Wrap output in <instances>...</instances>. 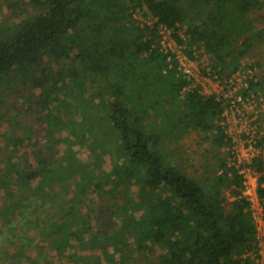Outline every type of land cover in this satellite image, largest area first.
<instances>
[{"label": "trees", "instance_id": "trees-1", "mask_svg": "<svg viewBox=\"0 0 264 264\" xmlns=\"http://www.w3.org/2000/svg\"><path fill=\"white\" fill-rule=\"evenodd\" d=\"M24 6L32 13L0 30V102L20 87L30 95L7 121L0 147V264H258L240 170L218 154L195 178L165 152L191 131L215 150L231 140L221 126L227 102L190 88L175 55L161 50L159 30L189 57L202 47L212 73L229 80L253 42L250 14L264 0H17L12 7ZM138 10L152 25L140 27ZM261 86L248 82L242 100ZM60 145L67 151L57 158ZM23 147L32 151L15 160ZM249 167L264 202V161ZM108 196L120 224L81 213Z\"/></svg>", "mask_w": 264, "mask_h": 264}, {"label": "rangeland", "instance_id": "rangeland-1", "mask_svg": "<svg viewBox=\"0 0 264 264\" xmlns=\"http://www.w3.org/2000/svg\"><path fill=\"white\" fill-rule=\"evenodd\" d=\"M15 1L17 0H0V30L20 22L28 13H32L31 9L25 6L21 9L20 7H12ZM24 3H27V0H24ZM134 19L140 27L152 25V20L145 10L136 11ZM250 20L255 32L252 36V45L246 57L241 61L240 68L229 80L218 79L212 73L213 58L206 54L202 47L194 48L191 57H189L184 53L185 48L179 46L173 39L171 32L164 28L159 30L161 50L164 53L175 55L180 70L185 76L187 75L185 71H190L191 74L186 76L191 81L190 88L200 87L204 95H216L219 99L227 102L228 107L223 115L224 120L221 126L225 127L226 134L231 140L230 147L215 150L212 148L210 140L205 138L206 135L199 131H191L179 141L167 142L165 152L185 173L195 178L203 175L206 171H210L212 169L211 164L218 163V158L216 159L218 154L227 155L226 161L229 165L235 164V167L240 170V174L244 177V194L252 204L254 221L260 237L261 258L256 263L264 264V202L257 198L258 176L249 167L256 158H262L264 161V144L259 145L261 136H264V6L252 12ZM260 30L263 32L258 36ZM179 35L182 40H185L184 30L179 32ZM250 81L261 83L262 89L259 88L257 96L252 94L250 99L242 100L239 103L237 100L240 96L239 93L248 88ZM19 91L18 93L13 90L7 92L3 97L4 101L0 102V147L4 142L2 136L4 128L8 124L7 121L16 118L19 114L18 110L27 108L30 102V95L26 94L25 96L22 87ZM24 97L26 98L24 99ZM28 125L32 127L36 137L39 135V138H42L44 133L39 129L40 127L32 124L31 121ZM17 132L19 136H23L22 131ZM42 143H44L43 140ZM57 147L60 152L57 158H60L67 149L65 145ZM31 151L32 149L28 147L21 148L19 153H15V160L28 155ZM80 157L84 160L83 155ZM132 192L136 197L137 188L133 187ZM110 198L112 197L108 196L102 201L98 197L92 199L86 203V206L80 207L81 213L83 215L92 214L93 218L98 217L106 222L120 224L121 221L110 218L112 211L110 205L115 206L116 204ZM55 261L61 262L58 257L55 258Z\"/></svg>", "mask_w": 264, "mask_h": 264}, {"label": "built area", "instance_id": "built-area-1", "mask_svg": "<svg viewBox=\"0 0 264 264\" xmlns=\"http://www.w3.org/2000/svg\"><path fill=\"white\" fill-rule=\"evenodd\" d=\"M185 73H186L187 75L191 74L189 70L185 71ZM187 75H186V76H187ZM237 100L239 101V103H241V101H242L241 96H238ZM258 200H259V199H258ZM251 206H252V204H251ZM251 209H252V208H251ZM252 213H253V212H252ZM253 217H254V216H253ZM259 240H260V237H259V234L257 233L258 247H259ZM259 255H260V248H259ZM260 258H261V256H260Z\"/></svg>", "mask_w": 264, "mask_h": 264}]
</instances>
